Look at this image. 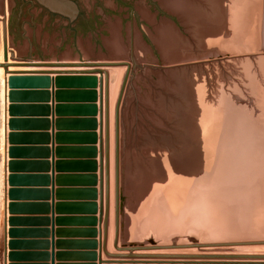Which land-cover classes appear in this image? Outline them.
<instances>
[{"label":"rangeland","instance_id":"374dc122","mask_svg":"<svg viewBox=\"0 0 264 264\" xmlns=\"http://www.w3.org/2000/svg\"><path fill=\"white\" fill-rule=\"evenodd\" d=\"M21 1L0 0L11 60L131 62V14L114 0H71L74 20ZM121 1L135 10V67L121 109L118 246L264 242V0ZM110 72L116 102L126 68ZM164 253L264 255V246Z\"/></svg>","mask_w":264,"mask_h":264},{"label":"crops","instance_id":"0c3cea01","mask_svg":"<svg viewBox=\"0 0 264 264\" xmlns=\"http://www.w3.org/2000/svg\"><path fill=\"white\" fill-rule=\"evenodd\" d=\"M178 7L175 4L174 9ZM197 14L203 13L198 10ZM27 40L31 39L27 37ZM16 77L21 80L22 88L15 90V103L7 101V109L14 106L18 113L11 117L7 112V124L13 120L17 127L10 130L7 126L6 134L14 135L17 141L12 145L7 142L4 149L0 264L107 261L105 253L100 255L98 250L103 228L99 225L100 173L96 156L99 143L95 142L99 139V88L94 87L93 80L81 76ZM91 77L99 79L97 75ZM115 104L111 83L110 212L106 241V252L111 254L115 252ZM9 148L16 153L13 158L8 156ZM9 254L16 255V259L10 261Z\"/></svg>","mask_w":264,"mask_h":264},{"label":"water","instance_id":"95a60500","mask_svg":"<svg viewBox=\"0 0 264 264\" xmlns=\"http://www.w3.org/2000/svg\"><path fill=\"white\" fill-rule=\"evenodd\" d=\"M42 8L52 14L74 20L79 15L77 6L71 0H33ZM134 18L131 16V42H130V61L131 62H80V63H44V62H22L13 61V52L9 50V36L6 22L3 26L2 51L3 61L0 68L5 75V104H4V149L6 151L7 142L14 144L17 138L9 134L7 136V126L14 130L17 124L13 120L6 121L7 112L14 117L18 110L14 106L7 109V101L15 103L17 89L22 88L21 80L16 76L22 75H58V76H81L88 80H93L94 87L99 88V186H100V218L101 226L100 245L98 249L100 255L105 253L109 260L100 261L99 264H264V255H210V254H166L173 250L191 249H214L231 247L264 246V242H245V243H221V244H191V245H172V246H143L132 245L119 247L120 233L122 229L121 216L124 197L121 189V153H120V129H121V109L130 77L133 75L134 61ZM121 67L126 68V73L118 94L114 108V249L117 254L106 252V241L108 231V219L110 212V86L112 83L110 71ZM32 69V70H14ZM44 69V70H39ZM99 76V79L91 76ZM9 90V91H8ZM16 155L13 148H9L8 156L13 158ZM12 169L9 164V170ZM4 173L6 174V163L4 161ZM5 178V176H4ZM9 178V183H11ZM105 192V196H104ZM11 196V194L9 193ZM10 207V206H9ZM105 208V209H104ZM103 213V214H102ZM11 247V244H9ZM5 257V254H4ZM8 259L13 261L16 255L9 254ZM98 260V255L97 258Z\"/></svg>","mask_w":264,"mask_h":264},{"label":"flooded vegetation","instance_id":"af4514ba","mask_svg":"<svg viewBox=\"0 0 264 264\" xmlns=\"http://www.w3.org/2000/svg\"><path fill=\"white\" fill-rule=\"evenodd\" d=\"M116 3H118L119 5H122V6H124V7H126L129 11H130V14H131V16H133V18L135 19V10H134V8L131 6V5H129V4H125L124 2H122L121 0H114ZM28 2H30V5L31 6H36V2H34V1H31V0H29ZM21 3L22 4H27V2L25 1V0H22L21 1ZM39 7H40V5H39ZM42 8V7H41ZM49 12V11H48ZM52 14V13H51ZM52 15H54L55 16V14H52Z\"/></svg>","mask_w":264,"mask_h":264},{"label":"bare ground","instance_id":"6f19581e","mask_svg":"<svg viewBox=\"0 0 264 264\" xmlns=\"http://www.w3.org/2000/svg\"><path fill=\"white\" fill-rule=\"evenodd\" d=\"M1 42V41H0ZM1 51H2V44L0 45V62H2L3 61V51H2V53H1ZM5 75H4V70L2 69V68H0V79L2 80L1 81V83L3 82V81H5ZM4 83V82H3ZM2 83V84H3Z\"/></svg>","mask_w":264,"mask_h":264}]
</instances>
